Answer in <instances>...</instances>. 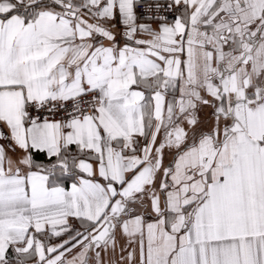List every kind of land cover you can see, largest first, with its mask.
<instances>
[{
	"label": "snow or ice",
	"instance_id": "obj_1",
	"mask_svg": "<svg viewBox=\"0 0 264 264\" xmlns=\"http://www.w3.org/2000/svg\"><path fill=\"white\" fill-rule=\"evenodd\" d=\"M0 264H264V0H0Z\"/></svg>",
	"mask_w": 264,
	"mask_h": 264
}]
</instances>
